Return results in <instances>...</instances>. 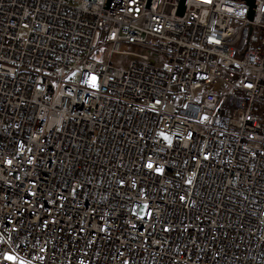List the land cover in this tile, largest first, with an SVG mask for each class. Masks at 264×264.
<instances>
[{
	"label": "built area",
	"instance_id": "2783aa9c",
	"mask_svg": "<svg viewBox=\"0 0 264 264\" xmlns=\"http://www.w3.org/2000/svg\"><path fill=\"white\" fill-rule=\"evenodd\" d=\"M181 1L0 0V264H264V0Z\"/></svg>",
	"mask_w": 264,
	"mask_h": 264
},
{
	"label": "water",
	"instance_id": "95a60500",
	"mask_svg": "<svg viewBox=\"0 0 264 264\" xmlns=\"http://www.w3.org/2000/svg\"><path fill=\"white\" fill-rule=\"evenodd\" d=\"M242 1H245L249 5V17L252 18L254 15L255 0H242ZM186 2H187V0L181 1V6L179 9L180 14L184 13V10L186 7Z\"/></svg>",
	"mask_w": 264,
	"mask_h": 264
},
{
	"label": "rangeland",
	"instance_id": "374dc122",
	"mask_svg": "<svg viewBox=\"0 0 264 264\" xmlns=\"http://www.w3.org/2000/svg\"><path fill=\"white\" fill-rule=\"evenodd\" d=\"M97 40H98V37H97ZM97 40H96V42H97ZM116 61L119 62L120 60H119V59H116ZM165 138H166L167 140H170L169 135H166Z\"/></svg>",
	"mask_w": 264,
	"mask_h": 264
},
{
	"label": "snow or ice",
	"instance_id": "6c2138e0",
	"mask_svg": "<svg viewBox=\"0 0 264 264\" xmlns=\"http://www.w3.org/2000/svg\"><path fill=\"white\" fill-rule=\"evenodd\" d=\"M93 80H95V78L93 77ZM93 86H95V84H93ZM149 166H151V165H149ZM9 259H12V257H9Z\"/></svg>",
	"mask_w": 264,
	"mask_h": 264
}]
</instances>
